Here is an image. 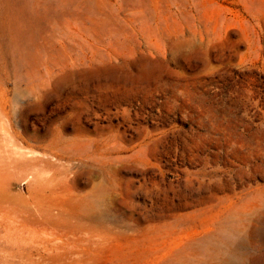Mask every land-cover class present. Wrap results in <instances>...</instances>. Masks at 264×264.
<instances>
[{
  "label": "rangeland",
  "instance_id": "1",
  "mask_svg": "<svg viewBox=\"0 0 264 264\" xmlns=\"http://www.w3.org/2000/svg\"><path fill=\"white\" fill-rule=\"evenodd\" d=\"M0 264H264V0H0Z\"/></svg>",
  "mask_w": 264,
  "mask_h": 264
},
{
  "label": "bare ground",
  "instance_id": "2",
  "mask_svg": "<svg viewBox=\"0 0 264 264\" xmlns=\"http://www.w3.org/2000/svg\"><path fill=\"white\" fill-rule=\"evenodd\" d=\"M15 202H17V201H15Z\"/></svg>",
  "mask_w": 264,
  "mask_h": 264
}]
</instances>
